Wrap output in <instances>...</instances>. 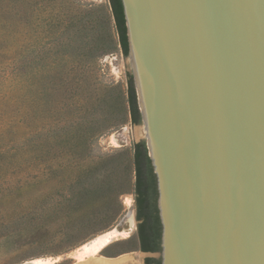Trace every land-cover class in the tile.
I'll list each match as a JSON object with an SVG mask.
<instances>
[{"label":"rangeland","instance_id":"374dc122","mask_svg":"<svg viewBox=\"0 0 264 264\" xmlns=\"http://www.w3.org/2000/svg\"><path fill=\"white\" fill-rule=\"evenodd\" d=\"M128 75L133 85L107 0H0V264H145L130 194L118 217L95 198L40 230L30 224L42 194L79 191L68 185L74 165L103 159L95 178L122 183L133 144L145 143L142 123L129 122ZM112 231L89 257L84 245Z\"/></svg>","mask_w":264,"mask_h":264},{"label":"water","instance_id":"95a60500","mask_svg":"<svg viewBox=\"0 0 264 264\" xmlns=\"http://www.w3.org/2000/svg\"><path fill=\"white\" fill-rule=\"evenodd\" d=\"M161 264H264V0H135L155 71L145 117ZM157 257V258H158Z\"/></svg>","mask_w":264,"mask_h":264},{"label":"trees","instance_id":"16d2710c","mask_svg":"<svg viewBox=\"0 0 264 264\" xmlns=\"http://www.w3.org/2000/svg\"><path fill=\"white\" fill-rule=\"evenodd\" d=\"M110 17L113 21L115 34L121 54L128 56V41L125 18L121 0H107ZM127 90L125 104L127 105L129 122L139 125L140 113L137 107L136 94L132 85L131 76H127ZM101 167V168H100ZM69 168V166L67 167ZM106 161L103 159L93 162L88 166L74 165L69 172H76L74 177H69L70 189H77L68 198L61 195V200L52 195H44L35 201V215L31 218L32 229L40 230L49 223L62 218H69L78 212L87 202L100 198L109 202L113 208V215L118 217L123 206L120 197L130 194L133 197L136 237L138 250L143 253H159L161 251V223L157 209L156 178L153 173L150 159L144 142L133 144L129 166L124 167V179L120 185L111 183L105 185L95 178L98 169L106 171ZM66 169V166L63 170ZM116 182V181H115ZM98 197H97V196ZM145 264H161L160 259L145 258Z\"/></svg>","mask_w":264,"mask_h":264},{"label":"bare ground","instance_id":"6f19581e","mask_svg":"<svg viewBox=\"0 0 264 264\" xmlns=\"http://www.w3.org/2000/svg\"><path fill=\"white\" fill-rule=\"evenodd\" d=\"M125 1L127 4V13L129 16L130 36H131V44L133 51L131 61L135 72V79L139 92L141 108L145 117H147L151 108L155 107V104L152 100L153 98H151L154 88L153 81H154L155 71L145 51L147 38L136 9L135 0H125ZM146 132L147 129L144 127L136 129L135 137L145 136ZM115 233L116 232L112 231L99 235L96 238H94L92 241H90L88 244L84 245V247L86 248V252L90 254L89 257H92L93 253H95L100 247H102L103 245H105V243L111 240L116 235ZM89 260L91 262H94L93 264H121L123 261V257L117 259H107L101 257V258H95ZM37 263L38 262H34L33 264H37Z\"/></svg>","mask_w":264,"mask_h":264}]
</instances>
